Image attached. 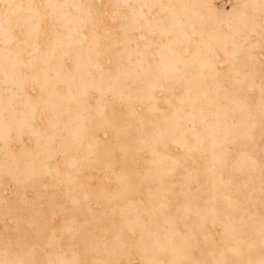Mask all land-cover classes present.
I'll list each match as a JSON object with an SVG mask.
<instances>
[{
    "label": "bare ground",
    "instance_id": "6f19581e",
    "mask_svg": "<svg viewBox=\"0 0 264 264\" xmlns=\"http://www.w3.org/2000/svg\"><path fill=\"white\" fill-rule=\"evenodd\" d=\"M224 3L0 0V264H264V0Z\"/></svg>",
    "mask_w": 264,
    "mask_h": 264
},
{
    "label": "rangeland",
    "instance_id": "374dc122",
    "mask_svg": "<svg viewBox=\"0 0 264 264\" xmlns=\"http://www.w3.org/2000/svg\"><path fill=\"white\" fill-rule=\"evenodd\" d=\"M215 1V3L218 5V6H221L224 2H225V0H214ZM104 3L102 4V8L104 9V8H106V5H105V7H104ZM224 5L226 6V5H228V3L226 2V3H224ZM109 6V5H108ZM108 8V7H107ZM101 9V8H100ZM120 20V19H119ZM107 22V20L106 19H104V24ZM118 22V21H117ZM117 22H115V23H117ZM47 27L46 26H44V30H43V32H44V34L43 35H41L40 36V38H39V40H44L45 38H46V29ZM101 32V31H100ZM260 49H257V48H255L254 49V52L258 55V56H260V55H262V51L260 50ZM131 104H129L127 101H124L120 106H117V107H115V110H117V112H119V113H125V112H127L128 113V111H130L131 110ZM133 108H134V106H133ZM144 108V107H143ZM140 109L141 108H139V107H136V111L137 112H140ZM178 150V149H177ZM197 160H198V163L199 164H203V159L200 161V159L199 158H197ZM141 164V162L139 163V161L137 162V165H140ZM9 185H11V186H9ZM9 187V188H8ZM2 195L4 196V197H7V199H10L11 201H13V199H14V197H15V194H14V191H13V189H12V183L10 182L7 186H6V188L3 190V192H2ZM28 197H30V193L29 192H27V194H26V196H25V198H28ZM14 209V208H13ZM15 209H17V208H15ZM10 223V221L7 219V218H3V219H1L0 218V227L3 225V223ZM220 229V227H218V230ZM207 231L208 232H212V229L210 228V229H207ZM141 261H142V257H141V255L140 254H138V256L136 255V257L135 258H131V255H128V257L126 258V259H121L120 261H119V263L118 264H140L141 263Z\"/></svg>",
    "mask_w": 264,
    "mask_h": 264
}]
</instances>
